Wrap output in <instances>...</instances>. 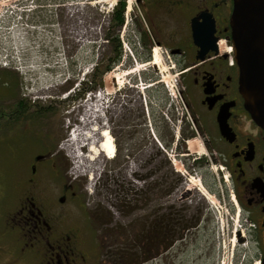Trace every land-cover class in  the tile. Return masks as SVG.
I'll use <instances>...</instances> for the list:
<instances>
[{
	"label": "rangeland",
	"instance_id": "obj_1",
	"mask_svg": "<svg viewBox=\"0 0 264 264\" xmlns=\"http://www.w3.org/2000/svg\"><path fill=\"white\" fill-rule=\"evenodd\" d=\"M30 1L27 5L35 6ZM129 1L125 0V23L119 31L123 56L103 76L101 88L91 92L89 83H84L91 68L107 55V19L118 0H41L37 10L41 11L44 51L33 64L35 70L22 81L0 72V85L14 79L43 96L41 105L48 108L46 124L58 137L56 150L66 160L67 177L76 181L80 193L75 203L61 206L53 202L50 209L55 213L71 210L95 264H116L114 250L135 249L137 233L152 237L153 230H158L156 218L164 217L169 207H175L173 213L189 227L181 229L169 247L159 245V255L142 264H234L242 225L231 200L228 173L198 131L179 82L180 69L172 57L153 46L150 60H143L147 50L139 41V33H145L146 14L138 0ZM153 49L158 51L157 60L156 55L152 57ZM63 78L68 80L60 85ZM4 103L0 99V104ZM85 110L95 112L94 118L85 116ZM79 117L94 121L81 124ZM74 124L82 132L75 152L69 140L70 133L76 135L71 131ZM93 126L98 133L102 129L110 133L113 158L98 150L94 155L88 151L90 141L95 146L100 142L97 132H89ZM181 133L193 136L182 141ZM165 143L171 148L167 153ZM12 144L0 134V249L10 242L26 244L31 228L29 223L14 224L7 215L14 214L19 206L22 182L37 151ZM154 183L168 187L169 194H150L147 201L140 202L138 192ZM132 191L136 196L131 212L119 211L121 201ZM44 195L52 197L49 190ZM5 224L19 232L16 241L4 235ZM159 231L165 237L164 230ZM152 246L147 244L149 254L155 251ZM7 260L1 257L0 263Z\"/></svg>",
	"mask_w": 264,
	"mask_h": 264
},
{
	"label": "flooded vegetation",
	"instance_id": "obj_2",
	"mask_svg": "<svg viewBox=\"0 0 264 264\" xmlns=\"http://www.w3.org/2000/svg\"><path fill=\"white\" fill-rule=\"evenodd\" d=\"M34 1L41 5V0ZM138 3L146 14L148 47L162 49L180 69L179 82L198 131L228 173L231 200L242 225L234 264H264V129L254 122L238 90L239 68L229 24L233 0ZM19 86L14 79L0 85V99L5 102L0 104V116L8 114L2 134L18 147L37 152L28 164L19 206L7 217L31 228L26 244L10 242L0 249V256L8 258L4 264H95L71 210L50 209L53 202L75 203L80 193L76 181L67 177L66 160L56 150L58 137L46 124L48 108L42 101L26 98ZM47 190L52 197L44 195ZM5 225L4 235L16 241L19 232Z\"/></svg>",
	"mask_w": 264,
	"mask_h": 264
},
{
	"label": "trees",
	"instance_id": "obj_3",
	"mask_svg": "<svg viewBox=\"0 0 264 264\" xmlns=\"http://www.w3.org/2000/svg\"><path fill=\"white\" fill-rule=\"evenodd\" d=\"M125 10H126V3L125 0H118L116 5L113 7V10L111 14L108 17V27L106 29V34H105V41L106 44H108V52L104 60L100 61L99 63H96L92 68H91V74L89 77L86 79V83H89V90L91 92H94L97 88L102 87V78L103 76L110 72L115 66H117L122 59L123 56V50H122V43L119 37V31L121 30L122 26L125 23L124 15H125ZM145 37L147 41L145 40ZM145 40V41H144ZM126 41L131 45L130 41L128 38H126ZM139 41L141 45H143L146 50H147V57L146 61L150 60V48L148 47L149 40L146 36V33H139ZM134 50V48L132 47ZM135 55L137 56L136 51H134ZM139 58V57H138ZM85 79H83L84 81ZM157 80H153L152 82H156ZM154 86V85H153ZM152 86V87H153ZM150 87V88H152ZM11 95V93H10ZM6 111H9L5 109ZM26 111V119L30 118L31 112L30 108L27 107ZM8 114H6L4 117L0 116V134H2V130L5 126V124L8 121ZM192 115V112H191ZM193 116V115H192ZM190 127V126H189ZM193 134H187V133H181L180 139L187 140L191 138ZM161 138V137H160ZM162 142H164L163 139H161ZM164 153H167L168 151L171 150L170 145L168 143H165L164 145ZM159 155L163 156L166 158L165 154L162 153L160 150H156ZM146 188L143 191H139L137 195H139V198L141 201H147L149 199L148 197L150 194H155V195H164V194H169V188L164 186L163 184L159 183H154L151 185H146ZM128 191V190H127ZM134 192L132 191V194L130 196H126L125 199L121 201V205H119L118 210L124 213L129 214L133 208L134 205ZM175 207H169L168 208V213L164 214L165 216L157 217L156 218V223L155 226L158 227L153 230V233L151 235H142L141 233H137L135 238V242H138V245H136L135 249L133 247L129 248H116L113 252V258L117 261L116 264H133L134 260H138V263L135 264H142L151 258L156 257L159 255V251L156 250V248L160 247L159 245H163L164 248L169 247L172 242L179 236L178 232H180L181 229L189 227L188 224H186L183 219L177 218L178 214L173 213ZM147 223V222H145ZM154 224H152L153 226ZM154 226V227H155ZM160 229H163L165 232V237L163 231H159ZM159 231V232H158ZM160 233V234H159ZM163 233V236L161 235ZM162 236V237H161ZM129 242V241H128ZM151 243L155 249V251L151 254H149L146 251L147 244ZM140 245V248H139ZM139 248V249H138ZM139 250L140 252H138ZM152 250V249H151ZM131 260H128V259ZM133 260V261H132Z\"/></svg>",
	"mask_w": 264,
	"mask_h": 264
},
{
	"label": "water",
	"instance_id": "obj_4",
	"mask_svg": "<svg viewBox=\"0 0 264 264\" xmlns=\"http://www.w3.org/2000/svg\"><path fill=\"white\" fill-rule=\"evenodd\" d=\"M229 24L238 90L254 122L264 129V0H233Z\"/></svg>",
	"mask_w": 264,
	"mask_h": 264
},
{
	"label": "built area",
	"instance_id": "obj_5",
	"mask_svg": "<svg viewBox=\"0 0 264 264\" xmlns=\"http://www.w3.org/2000/svg\"><path fill=\"white\" fill-rule=\"evenodd\" d=\"M30 2L35 6L27 5V0H0V70L24 79L35 70L42 48L37 5Z\"/></svg>",
	"mask_w": 264,
	"mask_h": 264
},
{
	"label": "bare ground",
	"instance_id": "obj_6",
	"mask_svg": "<svg viewBox=\"0 0 264 264\" xmlns=\"http://www.w3.org/2000/svg\"><path fill=\"white\" fill-rule=\"evenodd\" d=\"M130 2V1H129ZM129 2H128V7L130 6L129 5ZM153 54H154V57H155V55H156V57H155V60H157V56H158V52H157V50H155L154 49V51H153ZM155 62H153V64H154ZM95 112H93V113H89V111H87V110H85V112H84V115L85 116H88V118H94L93 116H92V114H94ZM81 118V117H80ZM85 122L87 121V125H89V124H92L93 123V119H86V120H84ZM84 121H81V124H84L83 122ZM104 132H102V133H98V129L97 128H95L94 126H93V128H89V132L90 133H96L97 132V134L99 135V137H100V142H99V144L97 145V146H95V144L94 143H92L91 141H90V144H89V147H88V151L91 153V154H95V152L98 150V152H101V153H103L108 159H111V158H113L114 157V145H113V142H112V137H111V135L107 132V130H103ZM80 132V131H79ZM73 133V132H72ZM80 135H82V132H81V134L79 133L78 134V136H77V138H79L80 137ZM82 137V136H81ZM89 137V136H88ZM91 137V136H90ZM77 138H76V140H75V142L77 141ZM89 139V138H88ZM89 142V141H88ZM113 155V156H112Z\"/></svg>",
	"mask_w": 264,
	"mask_h": 264
}]
</instances>
